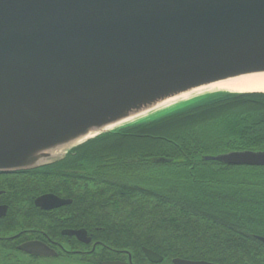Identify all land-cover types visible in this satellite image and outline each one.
I'll return each mask as SVG.
<instances>
[{
	"label": "water",
	"instance_id": "obj_1",
	"mask_svg": "<svg viewBox=\"0 0 264 264\" xmlns=\"http://www.w3.org/2000/svg\"><path fill=\"white\" fill-rule=\"evenodd\" d=\"M259 73L264 0H0V172L64 170L102 136L213 96L264 94L197 92ZM205 159L264 167V150ZM71 201L45 194L36 203ZM72 233L91 241L83 229ZM23 248L52 256L43 243ZM143 248L150 261L164 259Z\"/></svg>",
	"mask_w": 264,
	"mask_h": 264
},
{
	"label": "trees",
	"instance_id": "obj_2",
	"mask_svg": "<svg viewBox=\"0 0 264 264\" xmlns=\"http://www.w3.org/2000/svg\"><path fill=\"white\" fill-rule=\"evenodd\" d=\"M232 150H264L263 93L213 96L89 142L64 170L31 173L73 199L71 222L99 248L264 264V167L205 159Z\"/></svg>",
	"mask_w": 264,
	"mask_h": 264
},
{
	"label": "flooded vegetation",
	"instance_id": "obj_3",
	"mask_svg": "<svg viewBox=\"0 0 264 264\" xmlns=\"http://www.w3.org/2000/svg\"><path fill=\"white\" fill-rule=\"evenodd\" d=\"M50 180L53 178L31 172H0V264H47L54 258L67 264H104L106 261L175 264L173 259L165 258L161 262L150 261L144 248L139 255L126 248H99L103 245L95 239L93 232L71 222L73 215L66 208L73 199L62 189L50 191ZM38 183L42 184L40 188L36 186ZM45 194L72 201L48 210L36 203ZM81 229L87 232V238H91L89 243L72 233ZM31 242L46 244L51 248L52 256L34 254L23 248Z\"/></svg>",
	"mask_w": 264,
	"mask_h": 264
},
{
	"label": "bare ground",
	"instance_id": "obj_4",
	"mask_svg": "<svg viewBox=\"0 0 264 264\" xmlns=\"http://www.w3.org/2000/svg\"><path fill=\"white\" fill-rule=\"evenodd\" d=\"M213 91H224V92H264V73L253 74L248 76H243L236 79H231L229 81H224L220 83H215L209 87L198 90V94L204 92ZM190 95H185L183 98H188ZM171 104V102L165 104L164 106Z\"/></svg>",
	"mask_w": 264,
	"mask_h": 264
},
{
	"label": "rangeland",
	"instance_id": "obj_5",
	"mask_svg": "<svg viewBox=\"0 0 264 264\" xmlns=\"http://www.w3.org/2000/svg\"><path fill=\"white\" fill-rule=\"evenodd\" d=\"M98 243V242H97ZM95 243V244H97ZM47 264H67L61 259L54 258V260H49Z\"/></svg>",
	"mask_w": 264,
	"mask_h": 264
}]
</instances>
